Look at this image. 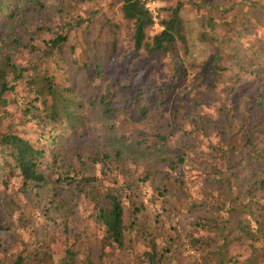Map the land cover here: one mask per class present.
<instances>
[{"label": "trees", "instance_id": "16d2710c", "mask_svg": "<svg viewBox=\"0 0 264 264\" xmlns=\"http://www.w3.org/2000/svg\"><path fill=\"white\" fill-rule=\"evenodd\" d=\"M147 1L0 0V264H264V0Z\"/></svg>", "mask_w": 264, "mask_h": 264}, {"label": "rangeland", "instance_id": "374dc122", "mask_svg": "<svg viewBox=\"0 0 264 264\" xmlns=\"http://www.w3.org/2000/svg\"><path fill=\"white\" fill-rule=\"evenodd\" d=\"M163 2L162 1H155L153 4H151V11L154 15L155 18V23L152 25L151 29H150V34H154L155 32H158L161 27L158 24V20L163 16L166 15V12H162L159 11V9L163 6ZM181 15L184 18L185 22H186V32H187V37L189 39V44H190V48L191 51L195 54L196 58L198 60L204 59L207 57L208 53H209V49L207 48L206 45H204L205 43H202L200 41H198L197 37V33L200 29V22L198 21V18L196 17V13L194 11V9L192 8H184L181 11ZM218 30L220 32H223L221 27H218ZM80 217V215H79ZM89 224V229H87L86 233H80L79 237H81L83 243L81 244V248L82 249H86L89 248L91 246V243H88L89 238H85V237H92L90 234V231L95 232L93 230V224L88 223ZM76 228V232L78 233L80 230H82L81 228V223H77L74 224ZM73 225V226H74ZM42 228V225H39ZM81 253H84L81 251ZM117 262V260H116Z\"/></svg>", "mask_w": 264, "mask_h": 264}, {"label": "built area", "instance_id": "2783aa9c", "mask_svg": "<svg viewBox=\"0 0 264 264\" xmlns=\"http://www.w3.org/2000/svg\"><path fill=\"white\" fill-rule=\"evenodd\" d=\"M155 1L148 0L146 5L151 10V4H153Z\"/></svg>", "mask_w": 264, "mask_h": 264}]
</instances>
